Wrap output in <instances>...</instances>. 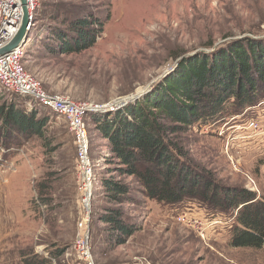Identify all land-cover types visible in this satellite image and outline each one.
Instances as JSON below:
<instances>
[{
	"label": "rangeland",
	"instance_id": "374dc122",
	"mask_svg": "<svg viewBox=\"0 0 264 264\" xmlns=\"http://www.w3.org/2000/svg\"><path fill=\"white\" fill-rule=\"evenodd\" d=\"M91 15L104 22L94 46L73 53L56 49L55 33ZM249 36L264 38V0H38L24 64L52 94L113 105L130 94L142 99L147 92H140L150 84L152 89L185 55ZM3 93L5 101L37 109V118L46 116L48 122L41 137L6 132L0 121V264H23L33 251L47 256L63 249L55 264H86L74 248L83 208L69 124L34 98ZM258 100L225 122H193L172 138L188 164L211 174L215 183L247 187L264 197V134L247 128L250 122L264 127V97ZM130 103L135 100L110 110ZM88 125L97 172L91 222L96 264H264V245H232L236 213L231 210L196 198L160 203L145 195L134 176L121 177L131 186L128 199L110 201L102 180L116 176L117 163L110 159L109 140L93 120ZM109 206L121 209L126 222L138 228L124 243L100 219ZM183 213L207 222L206 233L180 221Z\"/></svg>",
	"mask_w": 264,
	"mask_h": 264
},
{
	"label": "trees",
	"instance_id": "16d2710c",
	"mask_svg": "<svg viewBox=\"0 0 264 264\" xmlns=\"http://www.w3.org/2000/svg\"><path fill=\"white\" fill-rule=\"evenodd\" d=\"M104 31V22L93 15L75 18L66 32L55 33L56 49L81 52L94 46ZM183 56V54L181 55ZM180 56V57H181ZM19 96V95H16ZM264 97V38L230 39L211 52H198L179 60L176 68L156 83L136 104L115 111L89 115L109 140L116 176L102 180L109 200L124 203L131 186L121 180L134 176L148 198L178 204L196 198L235 215L231 243L235 247L264 245V197L247 187L215 183L211 174L191 167L172 135L193 122H225L226 118ZM0 89V121L6 132L43 136L48 118H37V109L19 108L13 99L4 100ZM264 164V161H263ZM119 178V179H117ZM119 243L137 231L124 212L109 206L100 215ZM63 250L49 256L31 252L23 264H55Z\"/></svg>",
	"mask_w": 264,
	"mask_h": 264
},
{
	"label": "built area",
	"instance_id": "2783aa9c",
	"mask_svg": "<svg viewBox=\"0 0 264 264\" xmlns=\"http://www.w3.org/2000/svg\"><path fill=\"white\" fill-rule=\"evenodd\" d=\"M27 5L29 11L27 32L29 36L35 26L38 0H27ZM23 16L24 10L21 0H0V48L7 45L18 33ZM25 45L18 46L0 55V89L13 95L34 98L40 106L50 108L55 113L66 118L74 135L77 148L76 160L83 208L82 220L79 224V232L76 236L74 248L80 260H84L86 264H96L92 253L91 222L94 213V189L97 181V172L96 161L93 160L91 155L88 118L91 113L100 110L109 111L116 106L114 104L94 105L93 103L75 99L68 94H52L45 90L40 81L25 67ZM247 128L252 130L254 134H264V127H259L258 123L250 122ZM223 133L221 131L220 135ZM178 219L187 221L201 235H204L209 227V224L200 217L191 216L187 213L179 214ZM48 254L46 253L47 256H49Z\"/></svg>",
	"mask_w": 264,
	"mask_h": 264
},
{
	"label": "water",
	"instance_id": "95a60500",
	"mask_svg": "<svg viewBox=\"0 0 264 264\" xmlns=\"http://www.w3.org/2000/svg\"><path fill=\"white\" fill-rule=\"evenodd\" d=\"M21 3H22V6H23V10H24V16H23L21 27H20L18 33L15 35V37L7 45H5L4 47L0 48V55L11 51V50H13L14 48H16L18 46H23L24 44H26V42L28 40L27 26L29 24V11H28L27 0H21ZM203 51H209V50H203ZM195 53L196 52H193V53L187 54L185 56L193 55ZM182 58H180V59H182ZM179 60H177L176 63L173 64V66L167 72L173 70L177 66ZM151 86H152V84H150L149 86L145 87L143 92H140V93L145 94L146 92H148L151 89ZM138 97H139L138 93H136V94L127 95V96L122 97V98H118L114 102V106H116L118 108V107H120V106H122V105H124V104H126V103H128L130 101H132V100H135V104H136L137 101H138L137 100Z\"/></svg>",
	"mask_w": 264,
	"mask_h": 264
},
{
	"label": "bare ground",
	"instance_id": "6f19581e",
	"mask_svg": "<svg viewBox=\"0 0 264 264\" xmlns=\"http://www.w3.org/2000/svg\"><path fill=\"white\" fill-rule=\"evenodd\" d=\"M141 92H143V91H141Z\"/></svg>",
	"mask_w": 264,
	"mask_h": 264
}]
</instances>
